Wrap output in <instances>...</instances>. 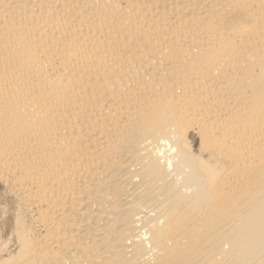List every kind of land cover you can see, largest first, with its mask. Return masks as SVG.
Returning <instances> with one entry per match:
<instances>
[{
    "label": "bare ground",
    "instance_id": "6f19581e",
    "mask_svg": "<svg viewBox=\"0 0 264 264\" xmlns=\"http://www.w3.org/2000/svg\"><path fill=\"white\" fill-rule=\"evenodd\" d=\"M0 182V264H264V0H0Z\"/></svg>",
    "mask_w": 264,
    "mask_h": 264
},
{
    "label": "rangeland",
    "instance_id": "374dc122",
    "mask_svg": "<svg viewBox=\"0 0 264 264\" xmlns=\"http://www.w3.org/2000/svg\"><path fill=\"white\" fill-rule=\"evenodd\" d=\"M196 139L195 143L198 144ZM10 197L0 182V243L6 242L14 231L15 201Z\"/></svg>",
    "mask_w": 264,
    "mask_h": 264
}]
</instances>
